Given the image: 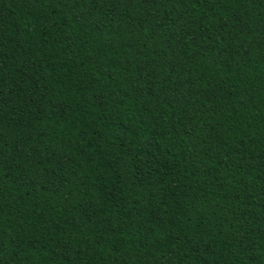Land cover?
I'll use <instances>...</instances> for the list:
<instances>
[{
	"label": "trees",
	"instance_id": "16d2710c",
	"mask_svg": "<svg viewBox=\"0 0 264 264\" xmlns=\"http://www.w3.org/2000/svg\"><path fill=\"white\" fill-rule=\"evenodd\" d=\"M0 264H264V0H0Z\"/></svg>",
	"mask_w": 264,
	"mask_h": 264
}]
</instances>
